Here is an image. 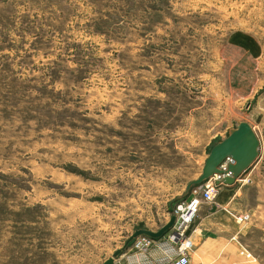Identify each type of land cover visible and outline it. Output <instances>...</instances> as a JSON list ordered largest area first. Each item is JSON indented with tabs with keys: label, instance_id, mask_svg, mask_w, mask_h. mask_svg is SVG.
<instances>
[{
	"label": "rangeland",
	"instance_id": "1",
	"mask_svg": "<svg viewBox=\"0 0 264 264\" xmlns=\"http://www.w3.org/2000/svg\"><path fill=\"white\" fill-rule=\"evenodd\" d=\"M245 118L264 162V0H0V264H101ZM259 187L189 264H264Z\"/></svg>",
	"mask_w": 264,
	"mask_h": 264
},
{
	"label": "built area",
	"instance_id": "2",
	"mask_svg": "<svg viewBox=\"0 0 264 264\" xmlns=\"http://www.w3.org/2000/svg\"><path fill=\"white\" fill-rule=\"evenodd\" d=\"M217 175L196 186L193 194L178 202L173 210L174 222L171 229L162 237L148 236L134 238L127 250L131 257L122 264H189L190 252L195 245L188 230L194 222L201 203H212L218 193ZM236 223L247 222L250 214L243 212L234 216ZM245 250V249H244ZM246 257L251 254L245 250ZM125 253V252H124Z\"/></svg>",
	"mask_w": 264,
	"mask_h": 264
},
{
	"label": "water",
	"instance_id": "3",
	"mask_svg": "<svg viewBox=\"0 0 264 264\" xmlns=\"http://www.w3.org/2000/svg\"><path fill=\"white\" fill-rule=\"evenodd\" d=\"M259 145V138L246 121H239L235 127L227 128L226 136L214 142L210 147L199 175L187 183L185 194L192 186H199L216 175L220 177L216 180L217 186L222 184L233 185L235 181L242 178L246 170L258 159ZM173 222L174 216L171 215L169 220L156 231L136 228L124 241L123 246L116 249L111 257L101 264H114L115 258L137 236L160 238L171 229Z\"/></svg>",
	"mask_w": 264,
	"mask_h": 264
},
{
	"label": "crops",
	"instance_id": "4",
	"mask_svg": "<svg viewBox=\"0 0 264 264\" xmlns=\"http://www.w3.org/2000/svg\"><path fill=\"white\" fill-rule=\"evenodd\" d=\"M244 120L252 127L259 141H261L259 137L261 134L259 135L257 131V125L249 119L245 118ZM260 147L261 143L258 159L246 170L242 178L235 181L233 185H220L213 204L205 202L200 204L194 222L188 230L191 238L195 240L197 248L209 244L228 246L235 241L239 231L234 228L231 217L246 212L242 209L248 187L253 185L264 187V162L260 154ZM260 187L257 192L264 193V189L261 190ZM258 195L255 198L262 199ZM236 243L239 244V242ZM128 255L129 257L132 256L131 253L128 254V251L123 254L124 260L128 258Z\"/></svg>",
	"mask_w": 264,
	"mask_h": 264
},
{
	"label": "bare ground",
	"instance_id": "5",
	"mask_svg": "<svg viewBox=\"0 0 264 264\" xmlns=\"http://www.w3.org/2000/svg\"><path fill=\"white\" fill-rule=\"evenodd\" d=\"M165 234H166V233H165ZM165 234H164V235H165ZM161 237H162V236H161Z\"/></svg>",
	"mask_w": 264,
	"mask_h": 264
}]
</instances>
